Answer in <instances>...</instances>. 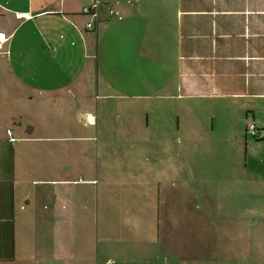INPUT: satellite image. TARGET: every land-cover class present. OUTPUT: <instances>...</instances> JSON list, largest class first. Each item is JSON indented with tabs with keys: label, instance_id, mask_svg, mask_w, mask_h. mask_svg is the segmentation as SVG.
<instances>
[{
	"label": "crops",
	"instance_id": "0c3cea01",
	"mask_svg": "<svg viewBox=\"0 0 264 264\" xmlns=\"http://www.w3.org/2000/svg\"><path fill=\"white\" fill-rule=\"evenodd\" d=\"M0 35V264H264V0H0Z\"/></svg>",
	"mask_w": 264,
	"mask_h": 264
},
{
	"label": "built area",
	"instance_id": "2783aa9c",
	"mask_svg": "<svg viewBox=\"0 0 264 264\" xmlns=\"http://www.w3.org/2000/svg\"><path fill=\"white\" fill-rule=\"evenodd\" d=\"M92 9L93 7H86L84 8V13H88V14H92ZM87 29H92L93 28V24L89 23L86 26ZM247 134L253 138H261L264 137V129H259L257 128L254 124H250L247 127Z\"/></svg>",
	"mask_w": 264,
	"mask_h": 264
},
{
	"label": "rangeland",
	"instance_id": "374dc122",
	"mask_svg": "<svg viewBox=\"0 0 264 264\" xmlns=\"http://www.w3.org/2000/svg\"><path fill=\"white\" fill-rule=\"evenodd\" d=\"M122 113V112H121ZM241 222H239V224H240ZM239 228H241L240 226H239ZM255 240V244L258 246V247H264V238H261V237H258V238H256V239H254Z\"/></svg>",
	"mask_w": 264,
	"mask_h": 264
},
{
	"label": "snow or ice",
	"instance_id": "6c2138e0",
	"mask_svg": "<svg viewBox=\"0 0 264 264\" xmlns=\"http://www.w3.org/2000/svg\"><path fill=\"white\" fill-rule=\"evenodd\" d=\"M4 37L2 35H0V39H3Z\"/></svg>",
	"mask_w": 264,
	"mask_h": 264
}]
</instances>
